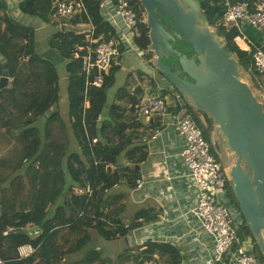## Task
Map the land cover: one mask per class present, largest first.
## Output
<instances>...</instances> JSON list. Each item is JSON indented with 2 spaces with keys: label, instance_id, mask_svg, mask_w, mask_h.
Listing matches in <instances>:
<instances>
[{
  "label": "trees",
  "instance_id": "1",
  "mask_svg": "<svg viewBox=\"0 0 264 264\" xmlns=\"http://www.w3.org/2000/svg\"><path fill=\"white\" fill-rule=\"evenodd\" d=\"M84 1L90 19L85 15L74 18L68 26L75 29H64L61 26L65 24L52 21L55 0L19 1L23 14L37 17L45 25L56 23L55 26H60L49 35L47 44L50 53L59 54L66 63L69 119L64 118L58 107L60 76L57 64L38 51L36 28L14 18L8 11L6 0L0 1V78L9 79L7 85L0 88V128L3 135L11 140L10 143L19 144L12 157L0 159V264H52L90 244L91 229L106 240H115L139 227L143 221L156 220L153 209L141 208L126 224L122 217L124 205L120 204L122 195L111 193L115 184L135 186L140 177V165L148 156V148L140 140L142 135L138 130L143 124L137 112L145 89L137 86L131 92L126 85L118 94L120 102L114 104L109 112H104L107 88L115 82L122 62L111 67L109 72L102 73V82L101 78H97V82L101 83L96 84L98 71L93 69L87 74L83 70L82 57H73L79 46L87 44L86 35L78 33L77 25L83 21L93 23L96 26L95 35L103 34L106 39L118 38V31L102 13L104 0ZM138 4L137 10L144 11L141 3ZM199 6L203 20L214 27L224 48L238 60L239 66L250 74L252 80L255 79L257 74L252 70L251 54L234 41L238 28L219 25L226 9L223 0H200ZM160 17L173 27L167 15L160 12ZM149 31L147 24H141L140 34L136 37V43L146 59L155 55L150 49ZM173 45L189 57L194 53L184 38L175 37ZM86 51L84 49L81 53ZM125 58L121 57L123 62ZM169 58L173 62L169 65L175 70L180 69L179 57L174 55ZM166 60L163 59L168 63ZM158 75L165 77L160 70ZM150 92L165 95L170 90H159L157 80L151 76ZM188 108L211 143L213 118L208 115L207 123H204V111L196 110L192 105ZM64 131V137H61L60 133ZM71 138L78 150H70ZM94 138L96 142H93ZM211 149L218 157L212 144ZM123 154L131 165L121 164L119 158ZM227 186L231 202L239 207L230 175ZM87 188L92 193L86 192ZM60 198V205L48 217L50 207ZM140 217L144 220L140 221ZM242 218L239 237L241 240L247 237L253 239L243 214ZM32 226L34 230L30 231ZM63 230L77 237V241L72 242L73 247L65 249L62 246L61 240H65ZM144 245L145 248L134 256V264H142L154 255L158 256L161 264L181 263L183 257L174 244L154 240ZM255 245V251L264 259L256 242ZM23 246L31 247L32 251L27 255L21 254ZM130 257L133 254L123 253L115 264H121ZM81 264L112 263L100 250L89 248Z\"/></svg>",
  "mask_w": 264,
  "mask_h": 264
},
{
  "label": "built area",
  "instance_id": "2",
  "mask_svg": "<svg viewBox=\"0 0 264 264\" xmlns=\"http://www.w3.org/2000/svg\"><path fill=\"white\" fill-rule=\"evenodd\" d=\"M138 3H134V0H109L108 3H103L102 6L106 8V20L115 26L118 38L115 36L106 39L103 34L96 36V26L93 23L84 21L78 23V33L86 35L87 44L79 46L73 57H82L83 70L87 74L93 69L98 71L96 84L102 82V73H107L111 67L121 64L122 56L133 52L144 58V52L137 45L136 37L140 34V25L147 24V15L145 10L140 12L137 10ZM223 3L226 9L219 25L238 28L239 33L234 37L235 43L251 54L252 70L257 75L264 76V50L253 47L252 41L240 30L242 20H247L255 28L264 30V0H223ZM83 15L90 19L84 0H55L53 3L52 21L68 26L71 20L81 18ZM84 49L87 51L82 54L81 51ZM153 58L147 62H153L155 55ZM97 78H101L100 83L97 82ZM169 90L170 92L165 95H144L137 112L140 117L150 120L157 116L165 117L172 108L176 110L175 129L185 139L180 154L198 189L197 202L192 212L215 239L213 261L217 264L229 256L238 264H264V259L255 251V242L248 237L244 240L239 237L242 212L229 198L228 173L220 158L212 152L211 143L205 138L201 126L190 112L188 106L192 105L191 102L174 87ZM259 90L262 96V99H259L264 103V84L260 85ZM153 126V122L148 123L150 133L143 135V143L146 144L158 137L160 130ZM96 141L94 138L93 142ZM136 184L138 186L143 184L141 177L137 179ZM117 186L118 184L114 185ZM74 189L81 192L77 187ZM85 191L92 193L90 188ZM158 259V256L154 255L142 264H161Z\"/></svg>",
  "mask_w": 264,
  "mask_h": 264
},
{
  "label": "water",
  "instance_id": "3",
  "mask_svg": "<svg viewBox=\"0 0 264 264\" xmlns=\"http://www.w3.org/2000/svg\"><path fill=\"white\" fill-rule=\"evenodd\" d=\"M147 15L154 65L197 110L204 111L237 155L229 175L239 208L264 257V103L240 78L238 60L228 52L216 31L202 18L196 0H139ZM106 17V8H101ZM167 15L175 32L166 28ZM184 38L192 47L188 56L172 44ZM177 55L180 69L163 59ZM185 73L190 79L184 77ZM9 79L0 78V88ZM185 111V110H184ZM162 116L150 118L161 120ZM21 230V229H15Z\"/></svg>",
  "mask_w": 264,
  "mask_h": 264
},
{
  "label": "crops",
  "instance_id": "4",
  "mask_svg": "<svg viewBox=\"0 0 264 264\" xmlns=\"http://www.w3.org/2000/svg\"><path fill=\"white\" fill-rule=\"evenodd\" d=\"M19 1L6 0L9 13L21 22L35 25L36 29L44 27L45 24L41 23L37 17L25 15L20 11ZM240 30L252 41L253 47L264 50V30L255 28L247 20L241 21ZM46 47L42 50L39 47L37 49L45 54L48 51L50 53L48 44ZM125 59L136 66H145L150 63L147 62L149 59L142 58L140 55L137 56L133 52L127 55ZM152 77L157 80L158 89L160 87L167 89L173 87L165 77H160L158 74H152ZM254 78L252 81L257 88L264 84V76L255 75ZM175 117L176 110L174 111L172 108L171 112L161 120L152 121L141 118L143 125L138 130L142 135L141 137L150 133L148 130L149 122L154 123L153 128L160 130L155 140L144 143L148 148V156L139 169L143 184L140 186L136 184L131 187L127 183H121L111 190L112 194L122 195L120 204L124 205V212L130 210L132 212L133 209L130 205H134V213L138 209L149 208L153 209L157 215L156 220L146 222L140 217V221L143 223L139 227L131 230L124 237L115 239H125V246L118 256L123 253L133 254V257H130L123 264H134V256L145 248L144 244L147 241L154 240L169 242L177 246L183 257L180 264H216L213 261L215 239L192 212L197 202L198 189L180 154L185 139L175 129ZM124 164L131 165L132 163L126 161ZM123 220L126 224L130 223L129 221L126 222L124 217ZM217 264L238 263L227 256Z\"/></svg>",
  "mask_w": 264,
  "mask_h": 264
},
{
  "label": "rangeland",
  "instance_id": "5",
  "mask_svg": "<svg viewBox=\"0 0 264 264\" xmlns=\"http://www.w3.org/2000/svg\"><path fill=\"white\" fill-rule=\"evenodd\" d=\"M108 1L109 0H104V2H107V3H108ZM196 1L198 4L200 3V0H196ZM110 8H111V6H110ZM55 25H56V23L46 24L44 27L36 29L37 47H39L40 50H42V48L46 47L49 35L51 33H53L54 31H56L57 28H60V26L58 24H57V26H55ZM61 27H63L64 29H71V28L75 29L74 27H71V26H66V27L61 26ZM188 48H190V47H188ZM46 49L48 50L47 47H46ZM188 51L191 52L190 49H188ZM46 55H47V57H50L51 59H53L54 62L57 64L58 72H59V76H60V79H59V106L58 107H59L60 111L63 113L64 118L69 119V115H68V109H69L68 78H67V72H66V67H65L66 63H65L64 59L61 56H59V54H57L55 52L49 53V51H48V52H46ZM192 55H193V53H192ZM170 60H171V58H167L166 61L168 63H166V64L169 65V63L171 62ZM171 63H173V62H171ZM152 74H155V75L159 74V69L156 65H154V61L147 63L145 66H136V65L129 63L125 59V61L121 65V68L116 73L115 82L110 87L107 88V103L105 105L104 112L105 113L109 112L114 104L120 102L118 100V94H119L120 90L123 87H125L126 85H129L128 87L130 88L131 92H134V88H136L137 86H142L145 89L143 96L146 94H151V92H150V80H151ZM240 78L243 81L247 82L253 88V90L255 91V94L260 99H262V96H260L261 92H260L259 88H257V86L253 83L250 74H248L241 67H240ZM151 95H154V94H151ZM201 112H203V111H201ZM127 116L128 117L130 116L129 112H128ZM207 116H208V114L203 112L202 119L204 120V123H207L206 122ZM67 133H69V132L67 131ZM64 134H65V131L61 132L60 133L61 137H64ZM60 135L58 132L57 137L59 138ZM6 137L3 135V131L0 128V138L2 139V141H4V142H2V141L0 142V159L12 157L13 153L15 152V150L17 149V147L19 145L17 142L10 143L9 141H11V140L9 138L7 139ZM138 141H139V139H138ZM74 142H75V140L73 138H71V145H70L71 151H74L78 148V146L76 147V144ZM211 144H212V147L214 148L216 154L220 158V161L222 162L225 170L227 171V173L229 175L231 167L237 161V155L229 149V147L227 146L226 138H225L224 134L219 129V126L216 125L215 123L211 127ZM119 159H120L119 161L123 165L127 161L125 159L124 154ZM1 172H5V171H1ZM15 181H16V179L13 178L14 183H15ZM70 181L71 180L69 179V182ZM26 186L28 188V185H26ZM13 187H14V185H13ZM61 201H62V199L60 198L59 200H57V202L55 204H53L50 207L48 217L52 216L54 214L56 208L58 207V205H60ZM130 207H132L131 209H133V211L135 210L134 205H130ZM133 211L131 212V210H130V211L124 212L123 217H124L126 222L127 221L131 222V219H132L133 213H134ZM29 230L30 231L34 230V227L33 226L29 227ZM90 232L92 235V240H91L90 244H88L86 247H84L81 251L67 254L62 259H59L57 262L55 261L52 264H70L72 262L75 264H81L82 257L87 255V250L89 248H95V249L100 250L102 252V254L105 256V258L107 260H109V262H111L112 264L117 263L119 261L117 259V257L119 255L120 251L125 246V243H124L125 239L124 240L123 239H121V240H119V239L118 240H106V239L102 238L101 236H99V234L94 229H91ZM62 234L65 236V238H64L65 240H61L62 246L65 249L73 247L74 246L73 243L75 241H77V237L73 234H70L69 231H67V230H63ZM67 240H69L68 243L66 242ZM31 251H32L31 247H29V246H23L21 248V254H23V255H27ZM123 263H121V264H123Z\"/></svg>",
  "mask_w": 264,
  "mask_h": 264
},
{
  "label": "flooded vegetation",
  "instance_id": "6",
  "mask_svg": "<svg viewBox=\"0 0 264 264\" xmlns=\"http://www.w3.org/2000/svg\"><path fill=\"white\" fill-rule=\"evenodd\" d=\"M166 24V26L169 28L168 30L170 31V32H175V29H174V27H172L171 26V24H170V22H168V23H165ZM172 44H175V39L174 40H172ZM194 55V54H193ZM192 56V55H191ZM156 57V56H155ZM175 69V68H174ZM184 77H186V78H188V79H190L185 73H183L182 74Z\"/></svg>",
  "mask_w": 264,
  "mask_h": 264
}]
</instances>
